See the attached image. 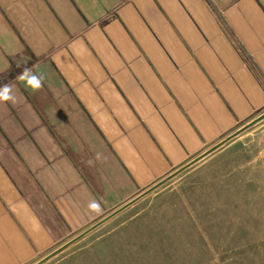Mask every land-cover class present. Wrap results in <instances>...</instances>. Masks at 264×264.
<instances>
[{"label": "crops", "instance_id": "obj_1", "mask_svg": "<svg viewBox=\"0 0 264 264\" xmlns=\"http://www.w3.org/2000/svg\"><path fill=\"white\" fill-rule=\"evenodd\" d=\"M8 83L0 264H30L264 111V0H0Z\"/></svg>", "mask_w": 264, "mask_h": 264}, {"label": "rangeland", "instance_id": "obj_2", "mask_svg": "<svg viewBox=\"0 0 264 264\" xmlns=\"http://www.w3.org/2000/svg\"><path fill=\"white\" fill-rule=\"evenodd\" d=\"M39 264H264V118Z\"/></svg>", "mask_w": 264, "mask_h": 264}, {"label": "water", "instance_id": "obj_3", "mask_svg": "<svg viewBox=\"0 0 264 264\" xmlns=\"http://www.w3.org/2000/svg\"><path fill=\"white\" fill-rule=\"evenodd\" d=\"M264 118V111L262 113H260L259 115H257L256 117H254L253 119H251L250 121L246 122L244 125L240 126L239 128H237L236 130H234L233 132L229 133L228 135H226L225 137H223L222 139H220L218 142H216L215 144L211 145L210 147H208L207 149H205L204 151H202L201 153H199L198 155L194 156L193 158H191L189 161L185 162L181 167H179L176 171L170 173L168 176L161 178L160 180H158L154 185H152L151 187H149L148 189L143 190L141 193H139L138 195H136L135 197L131 198L130 200H128L127 202L123 203L122 205H120L119 207L115 208L114 210H112L110 213L104 215L103 217H101L100 219H98L97 221H95L94 223H92L89 227L85 228L84 230H82L80 233H78L76 236H74L73 238H71L70 240H68L66 243H64L63 245H61L58 249L48 253L47 255H45L43 258H41L38 262L34 263V264H39L40 262L48 259L49 257H51L52 255H54L55 253H57L58 251H60L61 249H63L64 247H66L67 245L71 244L72 242H74L75 240L79 239L80 237H82L83 235H85L86 233H88L89 231L93 230L94 228H96L98 225H100L101 223H103L104 221H106L107 219H109L110 217H112L113 215H115L116 213H118L119 211H121L122 209L126 208L127 206H129L130 204H132L135 200H137L138 198H140L141 196L147 194L149 191H151L152 189L160 186L161 184H163L167 179L173 177L176 173L180 172L181 170L187 168L188 166L194 164L195 162H197L198 160L202 159L203 157H205L206 155H208L209 153L213 152L214 150H216L217 148H219L221 145H223L224 143H226L227 141H229L230 139H232L233 137H235L236 135H238L243 129H245L246 127L252 126L255 123L259 122L260 120H262Z\"/></svg>", "mask_w": 264, "mask_h": 264}, {"label": "clouds", "instance_id": "obj_4", "mask_svg": "<svg viewBox=\"0 0 264 264\" xmlns=\"http://www.w3.org/2000/svg\"><path fill=\"white\" fill-rule=\"evenodd\" d=\"M18 80L25 81L28 86H30L33 90L39 89L42 87V77L35 74L32 68L25 67L22 74L16 77ZM15 97L12 95V84H4L0 86V101L8 102L14 101ZM89 207L92 210H99L100 205L98 202H91Z\"/></svg>", "mask_w": 264, "mask_h": 264}]
</instances>
